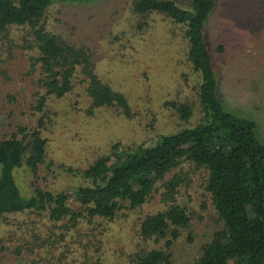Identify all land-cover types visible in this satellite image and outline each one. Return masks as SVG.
<instances>
[{"label": "trees", "instance_id": "1", "mask_svg": "<svg viewBox=\"0 0 264 264\" xmlns=\"http://www.w3.org/2000/svg\"><path fill=\"white\" fill-rule=\"evenodd\" d=\"M50 2L0 0V62L6 64L16 47L29 51L24 72L35 87L32 107L37 112L47 96L64 95L76 78L88 99L86 114L104 107L131 117L126 95L95 71L90 45L76 44L46 28ZM214 5V0H130L137 29L148 25L153 12L172 23V34L174 26H180L184 59L197 77L196 105L173 97L162 104L184 121L196 110L193 123L136 143L113 140L81 168L58 163L83 178L70 190L39 183L41 167L50 168L47 139L41 132L47 114H38L34 124L18 122L9 130L0 128V264L23 260L79 264L78 258L67 259V251L79 243L75 231L89 235L95 251L91 257L84 252L82 264H111L104 258L101 262L102 256L96 255L100 245L94 246L104 222L134 213L154 192L162 206L136 215L132 228L137 240L126 260L117 264H175L170 251L173 241L184 230L185 240H192L193 211L177 198L188 167L202 172L201 186L219 222L212 232L216 241L203 243L191 264H264V141L257 137L255 121L222 110L215 92L217 82L202 32ZM18 27L23 30V43L14 44L9 32ZM213 48L221 53L224 43L217 42ZM0 73L5 74V66L0 65ZM21 166L31 176L28 193L20 192L14 179Z\"/></svg>", "mask_w": 264, "mask_h": 264}, {"label": "rangeland", "instance_id": "2", "mask_svg": "<svg viewBox=\"0 0 264 264\" xmlns=\"http://www.w3.org/2000/svg\"><path fill=\"white\" fill-rule=\"evenodd\" d=\"M214 4L202 32L217 82L215 92L222 110L254 120L257 137L264 141V0H214ZM129 8L130 0H51L44 24L76 44L90 45L95 71L112 88L126 95L131 117L104 107L86 114L84 108L88 99L82 91V82L76 78L64 95L47 96L42 110L37 112L32 107L35 87L24 72L29 51L16 47L6 64L0 62L5 66V74L0 73V128L9 130L18 122L34 124L38 114H47L41 132L47 139L46 162L50 168L47 171L41 167L40 184L70 190L83 183V178L80 172L67 171L58 163L81 168L104 152L113 140L136 143L196 120V110L184 121L162 104L164 99L173 97L196 105L197 77L184 59L185 41L180 26H174L172 34L169 30L172 23L162 14L153 12L148 25L137 29ZM22 33L18 27L9 32V37L14 44H20L23 43ZM217 42L224 43L221 53L214 51ZM188 168L178 187L177 198L193 211L192 240H185L184 230L173 241L170 251L175 264L193 263L203 243L216 241L212 232L219 226L209 195L201 186L202 172ZM28 172L21 166L14 174L22 193L30 190ZM68 201L76 203L72 198ZM161 206L159 195L154 192L133 210L134 213L106 220L101 239L94 244L100 245L96 255L102 256L101 262L103 258L111 264L126 260L137 240L132 228L136 215ZM77 233L74 232V237L79 243L70 247L67 259L75 257L82 264V254L90 253L91 257L95 251L87 239L89 235ZM22 262L20 264H29V261Z\"/></svg>", "mask_w": 264, "mask_h": 264}]
</instances>
